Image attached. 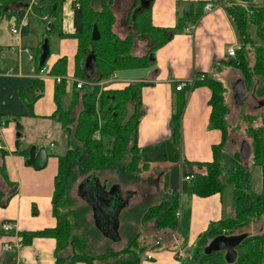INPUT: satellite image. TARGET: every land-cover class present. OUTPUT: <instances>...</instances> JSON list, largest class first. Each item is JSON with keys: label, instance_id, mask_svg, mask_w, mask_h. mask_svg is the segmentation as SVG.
Instances as JSON below:
<instances>
[{"label": "trees", "instance_id": "1", "mask_svg": "<svg viewBox=\"0 0 264 264\" xmlns=\"http://www.w3.org/2000/svg\"><path fill=\"white\" fill-rule=\"evenodd\" d=\"M26 1L0 0V20L7 15L10 4L23 2L25 5ZM66 1L37 0L34 10L42 17L44 15L55 16L58 21L61 20L63 5ZM72 2L75 33L64 34L57 29L58 25L54 22L47 28L48 34L58 30L60 37L78 39V47L74 56V76L84 82L82 88H77L74 83L70 94L67 91L68 82L66 80L56 83L55 86L56 114L67 139V150L59 155L58 173L55 177L53 209L57 217V225L54 228L39 231L20 232L22 244L31 243L37 236L54 237L57 241L55 264H77L79 262L138 264L140 253L149 245L145 243L137 248L138 250L134 249L140 245L138 241L142 235L141 230L130 231L132 238H129L123 250H109L102 253L90 251L87 245L88 234L91 232L94 235L96 231L91 228L90 222L84 215L90 211L93 216L92 206L86 202V206L78 210L73 205L74 202L69 197L68 191L80 177H83L80 183L91 176H98L102 182L107 183V188L118 185L121 181L102 179L103 171L106 170L116 171L125 182L141 180V172L148 169L149 165L143 162L138 146V127L142 117L141 96L145 84L143 81H137L124 88L103 89L99 82L123 69L147 67L152 62L157 49L168 43L176 34L190 31L199 22L205 12L207 2L204 0L187 1V8L181 14L179 13L177 26L163 28L155 26L152 22V4L139 8L141 0H134L129 21L136 32L131 31L124 38L114 30L116 15L113 5L115 0H72ZM135 8H138L136 12H134ZM225 9L235 25L240 42L236 56L228 63L241 71L247 88L254 89V95L264 100V46H257L250 34L252 24L257 26L259 33L264 29V5L245 7L240 4H229ZM95 26L101 34L98 40L92 37ZM145 38H149L151 42L147 53L133 54L135 40ZM47 40L49 42V38ZM43 43L44 41L37 47L36 72L47 66L49 59L47 58L43 64H40ZM248 46L256 50L253 63L247 59ZM89 56H93L96 66L94 79L89 75L92 71L85 67L84 63ZM68 62L69 59L65 55L58 58L50 68V74L66 76ZM202 75L204 78L201 77ZM195 77V87L205 85L212 90L213 110L210 126L221 129L224 138L222 143L213 147L214 160L204 163L208 170L207 173L193 174L192 188L199 196L220 193L225 197L229 191L233 198L234 215L211 222L208 229L199 236L191 256L185 259L183 264H264V226L256 232L250 229L253 222H259L264 218V114L260 116L261 123L257 126L252 125V122L258 116L246 115V118L251 117V120H248L251 123L248 131L253 137L250 146L252 166L248 167L244 164L241 152L230 154L226 150L225 141L228 129L226 118L229 112L227 87L221 79L205 72H198ZM39 85L38 87L41 88L42 85ZM179 91L185 94L187 89ZM40 95L38 94L37 97ZM66 97H69L68 100H65ZM131 104L134 110L129 113L128 109ZM184 106L185 96L177 103L174 113L173 135L177 140L178 138L180 140ZM97 134L100 137H97ZM17 143L20 144V141L17 140ZM26 156H29V150ZM255 166L261 167L262 188L259 192L252 189V167ZM0 174L10 184L4 164L0 165ZM4 196L5 194L0 190V201L3 205ZM124 212L121 209L117 218L119 230L123 227ZM138 215L133 220H138L140 224L154 221L157 223L158 230H175L179 223L178 191L169 190L160 202L147 205ZM82 227L83 230L80 231ZM129 227L133 228L131 224ZM242 229H248V231L240 232H247L248 236L237 247L236 262L228 263L224 251L206 253L205 246L213 238L221 234H240L239 231ZM118 234L121 236L119 231ZM116 238L118 237H113L115 242L119 241V238Z\"/></svg>", "mask_w": 264, "mask_h": 264}, {"label": "crops", "instance_id": "2", "mask_svg": "<svg viewBox=\"0 0 264 264\" xmlns=\"http://www.w3.org/2000/svg\"><path fill=\"white\" fill-rule=\"evenodd\" d=\"M187 1L197 2L199 0H141L139 8L152 4L153 24L157 27L175 28L179 13L181 14L187 8ZM204 1L214 4V9L204 12L199 22L190 31L176 34L168 43L157 49L152 62L147 67L123 69L99 82L103 89L124 88L137 81L144 82L138 146L143 162L149 164L145 173L150 170L154 161L161 162L162 172H166L165 168L171 165L170 155L167 154L166 149L177 148L180 183L186 181L185 176L187 175L207 173L208 170L204 163L214 160L213 147L222 143L224 137L221 129L210 126L213 110L211 88L200 85L187 90L184 94L176 89V85L180 80L190 79L198 72H205L222 80L219 75L225 65L236 69L233 64L228 63L235 57L229 56L228 50L231 47L239 48V36L225 7L229 4H240L245 7L264 5V0ZM133 3L134 0L127 1L126 11L129 13V18ZM34 6L35 2L31 7L28 1L25 5L23 2L10 4L9 14L7 13L0 23V165H5L10 182V184L7 183L0 174V190L5 194L4 205L0 201V264L56 263L57 241L54 237L37 236L31 243L22 244L20 232L56 227L57 217L53 209L55 177L58 173L59 155L64 154L67 147L62 148L61 146L59 152H56L62 142V138L61 140L56 139L57 136H39L35 139L34 136H17V134H19V128L23 132L25 122L32 119L58 120L55 101L57 82L53 76L42 78L37 75V45L31 46L32 50L28 48L33 58L30 57L29 52L24 50L12 51L11 46H20L23 49L26 48L23 46L30 47L24 44L22 39L28 34L32 16L43 25L46 32H48V25L51 26L54 22L59 27L57 29L64 34H73L75 33V15L72 0L64 3L61 20L58 21L55 16L44 15L42 17L34 10ZM137 9L135 8L134 12ZM41 20L45 23L43 24ZM15 27L19 29L18 34L13 33ZM58 30L50 32L49 35H57ZM131 31L134 32L135 28ZM58 37L60 38L56 42L57 46H60L58 51L52 52L50 40L48 42L47 66L51 68L58 58L65 55L69 59L66 77L74 76V56L78 47V39ZM124 37L126 35L122 38ZM136 40L145 43L144 49L149 50L151 46L149 38ZM144 49L141 47L137 49L134 43L132 53L143 55L148 51ZM86 62L87 60L84 62L85 67H87ZM90 73L92 74H89L90 77L94 79L95 73ZM39 84L42 85L41 88L38 87ZM73 84H67L69 94ZM38 94L41 95L37 97ZM184 96L185 106L181 119L180 140L179 138L177 140L173 135L174 113L177 103ZM68 98L66 97L65 100ZM128 110L131 113L134 106L129 105ZM59 124L61 126L60 121ZM43 139L49 140V144H45ZM33 146L37 150L45 148L48 152L47 165L43 169H36L28 162ZM27 150H29V156H26ZM163 182L168 183L164 180ZM189 183L190 186L181 185L180 188L179 223L170 234L174 241L166 245L163 240L160 241L161 245L145 249L140 253L138 264H183L176 256L177 250H184L187 254L186 259L189 258L190 254L187 250L193 252L199 236L208 229L211 222L234 215L233 212L230 213L232 204L227 205L225 197L220 193L199 196L194 193L191 181ZM118 185L122 188V184ZM173 186L166 185V188L169 191L173 189ZM5 220H13L16 223L15 233L8 234L3 230L2 224ZM6 242L17 243L18 249L13 252L4 250ZM144 252L150 253L152 258L143 257Z\"/></svg>", "mask_w": 264, "mask_h": 264}, {"label": "rangeland", "instance_id": "3", "mask_svg": "<svg viewBox=\"0 0 264 264\" xmlns=\"http://www.w3.org/2000/svg\"><path fill=\"white\" fill-rule=\"evenodd\" d=\"M127 1L130 0H116L115 4L113 5L114 11L117 15V22L115 24V31L123 37L124 35H127L131 30H133V25L129 22L128 18V11L127 9ZM35 17L32 16V22L29 26L28 34L23 36V43L28 46H23L26 48H31V46H39L41 41L47 40L49 38L50 40V47L52 52L58 51L60 46H57L56 44L57 40L60 39L57 35L50 36L45 30L43 25L39 22H37ZM3 20H0V23ZM42 21V20H41ZM43 22V21H42ZM45 22H43L44 24ZM261 33V34H260ZM257 29V26L255 24L251 25L250 34L252 38L257 43V46L261 45L264 46V29L260 30ZM136 48L144 49L145 43L139 42L138 40L135 41ZM248 53H247V59L250 61V63H253V58L256 55L255 48L248 46ZM145 50V49H144ZM148 48H146L145 51H147ZM232 67L228 65V67L225 65L222 72H220L219 77L222 78L225 85L227 86V105H228V114H227V122H228V129H227V136H226V150L231 154L235 152H241V146L244 141H247L248 144L251 146L252 144V136L249 134L248 126H250V120L251 117L246 115H255L258 116L254 122H252V125L257 126L261 123L260 116L264 114V104L261 102L258 97L254 95V89H248L246 84L244 83L245 92L243 94V97L241 99H238V92H237V83L240 79H243L241 71L234 66L236 69H231ZM244 81V80H243ZM245 115V119H244ZM249 120V121H248ZM25 122V121H23ZM20 125V124H18ZM19 128V134L17 136H34L35 139L39 138V136H57L56 139L61 140L62 142L57 148L56 152H59V149L61 146L62 148L67 147L66 146V138L63 130L61 129V126L59 124V121L57 119L54 120H44V119H32L25 122V128L23 129ZM63 136V137H62ZM30 140V139H28ZM45 144H49V140L43 139ZM167 154L170 155V161L171 165L169 167L165 168L166 172H162V166L161 162L154 161L151 164L150 170H148L146 173L141 172V180L136 182H125L123 179H121V175H119L116 171H110L106 170L103 171L102 179H115V181H121L122 183V196H121V206L122 211L124 212V219L122 220L123 227L118 228L119 233H121V238L119 241H113L106 237L105 235L109 234L112 229L108 225L107 221H105L103 218H97L94 216V210H93V216L91 215L90 211L86 213L85 218L88 222H90L91 228H93L94 232L89 233V239L87 242L88 248L90 251H94L97 253L107 252L109 250H123L126 246V244L129 242V240L132 238L131 232L134 230H141L142 235L140 236V239L138 243L140 245L134 247L135 250H138L137 248H140L145 243L149 244L147 248H154L157 247V245L160 243V241L165 240L164 244L170 245L174 238L170 237V234L172 233V230H158L157 223L154 221H150L149 223L140 224L138 220H133L135 216H139L138 214L141 212V210L146 207L147 205L155 204L161 201L162 198L166 195L168 192V189L166 188V185L173 186V189H177L178 193L180 192L181 185L184 187L190 186V181L186 180L184 183H180V170L178 165V150L177 148L173 149H166ZM252 153L247 157L244 158V164H246L248 167L252 166V160H251ZM145 161V160H144ZM173 163V164H172ZM83 177H80L78 181H76L73 186L69 189L68 195L73 200V205L77 207L78 210H81L84 206H86V202L83 200V198L79 195V184L80 180ZM100 179V178H99ZM162 182H161V181ZM163 180L168 182L167 184H164ZM109 183V182H108ZM252 189L254 191H260L262 188V175H261V167L255 166L252 167ZM110 185V184H109ZM225 202L227 205H231L233 203V198L230 192L228 191L225 196ZM131 203V204H130ZM131 206V207H128ZM233 208V207H232ZM231 208L230 213H234L233 209ZM180 212H181V204H180ZM179 212V215H180ZM84 214V213H83ZM82 216V217H84ZM129 224L132 225L133 228L129 227ZM115 230L118 227L117 222L114 223ZM260 226H264V218L261 221L253 222L250 226V229L252 232H256L260 230ZM83 230V227L80 229V231ZM92 230V229H91ZM133 230V231H132ZM243 230L248 229H242L239 231L242 232ZM117 231V235H118ZM131 231V232H130ZM130 238V239H129ZM159 238V239H157ZM146 248V249H147ZM187 252L191 256V250ZM186 261V260H185Z\"/></svg>", "mask_w": 264, "mask_h": 264}, {"label": "water", "instance_id": "4", "mask_svg": "<svg viewBox=\"0 0 264 264\" xmlns=\"http://www.w3.org/2000/svg\"><path fill=\"white\" fill-rule=\"evenodd\" d=\"M101 34L95 26L93 30L92 37L94 40H98L100 38ZM48 41L46 40L43 44V53L41 54V64H43L48 56ZM86 62V66L88 69H90L93 73L96 72V66L95 62L93 59V56H89ZM237 92H238V99H241L243 97V94L245 92V86H244V81L243 79H240L237 83ZM264 104V100L261 101ZM241 153L243 158H247L251 154V147L248 144L247 141H244L241 146ZM48 161V152L45 148H41L37 150L35 146H33L30 150V159L29 163L32 164L36 169H43L47 165ZM88 180L82 181L79 184V189H81V192H87L90 190L91 186L93 184H98L101 185V181L98 176H91L87 178ZM101 188V186H100ZM119 187H115L114 190H118ZM104 190V187H102V191ZM79 195L81 196V193L79 192ZM93 199L97 202L98 207L102 210H109L111 206L113 205L114 202V196H107L106 193H96L93 195ZM123 207H114L112 206V213L116 212V217H114L115 222H117V218L119 215L120 210ZM95 212V217H96V212L97 210L94 208L93 209ZM107 212V211H106ZM98 214V213H97ZM107 214V213H106ZM99 215V214H98ZM109 216V215H108ZM107 216V217H108ZM101 217V216H100ZM116 219V220H115ZM111 220V219H110ZM114 222V223H115ZM118 224V222H117ZM111 228V226H110ZM112 231L110 232V235L112 237L117 236V230L118 227L115 230V226L113 224L112 226ZM115 230V233L113 232ZM248 236L247 232L240 233V234H233V235H226V234H221L213 238L206 246H205V251L207 254H212L217 251H224L225 252V258L228 263H234L236 262L238 258V252H237V247L241 244V242ZM120 239V238H119Z\"/></svg>", "mask_w": 264, "mask_h": 264}, {"label": "built area", "instance_id": "5", "mask_svg": "<svg viewBox=\"0 0 264 264\" xmlns=\"http://www.w3.org/2000/svg\"><path fill=\"white\" fill-rule=\"evenodd\" d=\"M29 6H33L34 2H36V0H27ZM214 4L212 3H207L205 5V12L206 11H210L212 9H214ZM13 33L18 34L19 33V29L17 27L13 28ZM18 49L19 51L24 50L26 52H29L31 55L30 57L33 58V54L31 53V50L28 48H21L20 46H11V50H16ZM236 50L237 48L235 47H231L228 50V55L229 56H236ZM50 68L48 66H44L43 68H41L39 70V72L37 73V75H39L42 78H45L47 76H53V78L55 79V81L57 83H61L63 80H66L68 83H76L77 88H82L84 85L83 80L77 79L74 76L71 77H66V76H54L50 74ZM202 78H204V75L201 76ZM195 81H196V77L193 76L190 79H184V80H180L177 85H176V89L177 90H183V89H187V90H192L195 87ZM97 137H100V135H96ZM194 178V175H187L185 176V180H189L191 181ZM2 228L5 232H7L8 234H12L15 233L17 231V225L13 220H5L2 224ZM18 249V244H14L11 242H6L4 244V250L6 251H16ZM176 256L178 257L179 261L184 262L187 254L184 250L180 249L176 251ZM143 257L147 258V259H151L152 255L150 253H143Z\"/></svg>", "mask_w": 264, "mask_h": 264}, {"label": "flooded vegetation", "instance_id": "6", "mask_svg": "<svg viewBox=\"0 0 264 264\" xmlns=\"http://www.w3.org/2000/svg\"><path fill=\"white\" fill-rule=\"evenodd\" d=\"M85 180H88V179H85ZM106 184L107 183L101 181V185H98L96 183V184H93L91 186L90 190H88L87 192L86 191L85 192L84 191L81 192L80 191L81 189H79V192L81 193V197L83 198V200L85 202L89 203L92 206V210L94 208L97 210L96 217L97 218H100V219L103 218L105 221H107L108 225L111 226V228H112V226H113V224L115 222V221H113L114 220V217H116V212H113L112 213V210H113L112 209V206H114V207H117V206L121 207L120 201H121V196L123 194L122 193V190L123 189L121 188L120 185H114V186H110L109 188H107L108 186H106ZM81 185H82V183H81ZM100 186H101V188H100ZM102 187H104V190L103 191H102ZM115 187H119V189L118 190H114ZM96 193H106L107 196H114L113 205L111 206V208L109 210H106L107 212L105 210L100 209L98 207L97 202L93 199V195L96 194ZM94 216H95V212H94ZM117 222H119V221L117 220ZM113 232L115 233V230H113ZM105 236L108 237L109 239H112L113 241H115L113 239V237L110 235V233L108 235H105ZM116 237L121 238V236H119V234ZM118 238H116V239H118Z\"/></svg>", "mask_w": 264, "mask_h": 264}]
</instances>
